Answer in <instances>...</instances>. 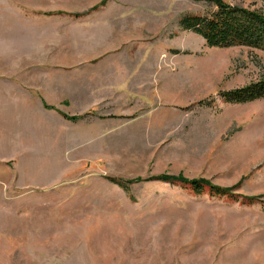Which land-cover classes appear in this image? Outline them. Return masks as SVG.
<instances>
[{
    "label": "rangeland",
    "instance_id": "rangeland-1",
    "mask_svg": "<svg viewBox=\"0 0 264 264\" xmlns=\"http://www.w3.org/2000/svg\"><path fill=\"white\" fill-rule=\"evenodd\" d=\"M102 1L0 0V71L33 97L25 155L0 163V264H264V98L220 96L264 50L183 29L205 2ZM161 173L233 189L110 180Z\"/></svg>",
    "mask_w": 264,
    "mask_h": 264
},
{
    "label": "trees",
    "instance_id": "trees-1",
    "mask_svg": "<svg viewBox=\"0 0 264 264\" xmlns=\"http://www.w3.org/2000/svg\"><path fill=\"white\" fill-rule=\"evenodd\" d=\"M205 2L212 6L206 13H186L180 19L183 29L191 30L202 36L209 46L233 47L248 46L264 50V4L256 6L234 5L226 0H193ZM264 2V1H263ZM105 0L101 2L104 4ZM99 5H96L98 8ZM220 96L225 102L247 103L264 98V74L261 78L254 80L244 86L220 91ZM53 108V106H48ZM82 116H71L76 120ZM161 180L166 182H181L190 185L196 192L200 193L205 187L219 195L229 194L233 187H223L213 184L205 178H187L182 174L172 175L161 173L149 178L136 177L133 179L110 178L120 187L128 190L129 185L145 180ZM233 195V194H232ZM249 201H255L258 196H244Z\"/></svg>",
    "mask_w": 264,
    "mask_h": 264
},
{
    "label": "crops",
    "instance_id": "crops-1",
    "mask_svg": "<svg viewBox=\"0 0 264 264\" xmlns=\"http://www.w3.org/2000/svg\"><path fill=\"white\" fill-rule=\"evenodd\" d=\"M28 99L25 89V77L19 75L18 72L16 74H10L8 73V69L6 71L2 69L0 71V163L6 164L10 161L20 163V157L25 155L24 148L27 137L25 120ZM84 99L87 103H89V100H92L88 96ZM94 105L95 101L92 100V104L90 107L87 106V109ZM16 169L19 171L17 167ZM16 182L17 187H28L24 185V179L20 181V177H18ZM9 189L10 187L7 186L4 191H8Z\"/></svg>",
    "mask_w": 264,
    "mask_h": 264
}]
</instances>
